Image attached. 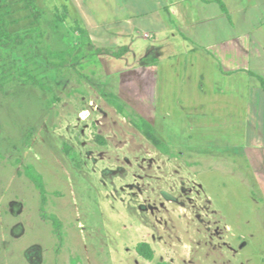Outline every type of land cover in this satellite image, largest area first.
Instances as JSON below:
<instances>
[{
	"label": "rangeland",
	"instance_id": "rangeland-1",
	"mask_svg": "<svg viewBox=\"0 0 264 264\" xmlns=\"http://www.w3.org/2000/svg\"><path fill=\"white\" fill-rule=\"evenodd\" d=\"M35 4L39 24L27 0H0V27L23 38L0 47V264H264V150L248 149L242 130L247 82L205 55L206 32L222 37V20L199 25L198 38L185 31V44L176 32L145 37L151 18H140L135 51L89 57L100 43L82 30L83 15L93 22L86 2L84 13L75 0ZM70 42L84 55L50 66L47 48ZM254 46L251 69L262 59ZM155 48L164 57L148 81L141 56ZM26 67L43 87L20 74ZM111 98L178 156L159 151ZM28 163L44 177L46 201ZM45 214L59 217L61 235ZM140 242L153 259L138 254Z\"/></svg>",
	"mask_w": 264,
	"mask_h": 264
},
{
	"label": "crops",
	"instance_id": "crops-1",
	"mask_svg": "<svg viewBox=\"0 0 264 264\" xmlns=\"http://www.w3.org/2000/svg\"><path fill=\"white\" fill-rule=\"evenodd\" d=\"M223 1L228 12L221 8L217 0H133L132 7L130 3H123L122 0H85L89 8L86 7L84 1L80 3L75 0V6L82 12L84 8L85 10L88 8L93 13V22L84 15L82 17L91 42H95L96 38V42L100 43L95 47L117 50L120 46H127L128 51L124 55L129 54L131 50H136L137 43L134 32L142 26L140 18H151L148 27L150 33L145 32V37L156 38L158 34L162 33L176 36V32L183 42H186L185 44L193 40L191 36L185 34V31L189 30L193 37L198 38L199 33L196 32V29L199 25L222 20L220 22L222 37L215 36L217 30L214 27L206 32L212 38L209 44L210 50L205 51V55L213 62L218 63L221 72L227 77L231 78L241 74L246 80V97L241 115V120L245 123L242 124V130L248 137V149L264 150V141L258 140L264 138V91L257 78L251 74L254 72L264 77V0ZM201 9H203L202 12H200ZM227 29L233 31L235 35H226L224 30ZM117 39L124 40V44L120 45L121 43ZM234 42L239 43L240 46L236 45L235 47ZM105 43H110L109 47L105 46ZM128 43H132V45ZM254 44H257L256 48H259L256 56L262 59L258 61L260 66L251 69L250 63L253 64L255 54ZM191 45V47L188 45L190 47L188 53L197 54L198 46ZM141 55L143 54H139L137 57ZM177 55L178 53L173 50L168 54V58ZM142 57H145L147 61L146 66L144 65L145 69L152 73L148 81H152L154 69L158 67L164 56L158 54V49L155 48L150 54ZM255 81L257 84L254 83ZM251 134L253 140H257L250 142Z\"/></svg>",
	"mask_w": 264,
	"mask_h": 264
},
{
	"label": "trees",
	"instance_id": "trees-1",
	"mask_svg": "<svg viewBox=\"0 0 264 264\" xmlns=\"http://www.w3.org/2000/svg\"><path fill=\"white\" fill-rule=\"evenodd\" d=\"M221 6V8L228 12L227 7L223 0H217ZM28 8L31 9L32 15L37 23H40V15L41 10L36 6L35 0H27ZM3 18L0 17V22H2ZM84 33H86L88 40H90L88 32L82 29ZM23 42V38L17 33L12 34L10 31L5 29L4 27H0V47H4L5 45L8 46H16ZM70 46L63 50H53L51 47L47 48V57L49 58L48 64L53 66L54 68L60 69L64 66H70L71 63L77 62L84 54L78 53L74 55L75 49L78 47V44L74 42H70ZM128 51L127 46L120 47L117 50L109 49V48H102V47H94L93 51L89 53V57H93L95 54H108L115 56L117 58H121L124 54ZM72 58L70 60L69 58ZM20 74L22 76H26L30 78L35 84L43 87L41 80H39L30 69L22 68L20 70ZM255 76L260 83L264 91V77L260 74L251 73ZM110 103L113 104L120 113H122L126 117H130L133 125L149 140L153 143V145L162 153L167 154L171 157H177L178 155L175 152H171L170 146L163 142L154 131V127L150 121H148L144 117L135 116L127 112L125 106L116 99H109ZM25 173L30 178V180L35 184L37 189L40 191L42 200L46 201L47 195L49 194V190L47 189V184L44 180V177L40 171L31 163L25 165ZM45 217L50 218L53 222V225L59 235L62 234V221L56 215H47ZM136 251L141 256L145 257L146 259H153L154 258V249L152 248L151 244L148 242H140L136 246ZM158 264H171L167 261L159 262Z\"/></svg>",
	"mask_w": 264,
	"mask_h": 264
}]
</instances>
